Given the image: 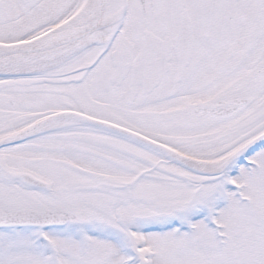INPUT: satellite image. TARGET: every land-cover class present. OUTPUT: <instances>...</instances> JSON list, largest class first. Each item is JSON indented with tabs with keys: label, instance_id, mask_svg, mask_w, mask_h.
<instances>
[{
	"label": "snow or ice",
	"instance_id": "1",
	"mask_svg": "<svg viewBox=\"0 0 264 264\" xmlns=\"http://www.w3.org/2000/svg\"><path fill=\"white\" fill-rule=\"evenodd\" d=\"M0 264H264V0H0Z\"/></svg>",
	"mask_w": 264,
	"mask_h": 264
}]
</instances>
